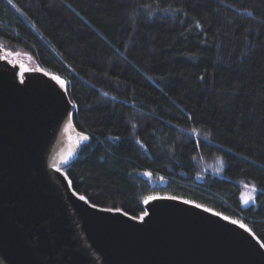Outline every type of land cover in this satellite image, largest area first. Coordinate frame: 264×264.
<instances>
[{
  "label": "trees",
  "instance_id": "16d2710c",
  "mask_svg": "<svg viewBox=\"0 0 264 264\" xmlns=\"http://www.w3.org/2000/svg\"><path fill=\"white\" fill-rule=\"evenodd\" d=\"M0 48L66 83L91 205L184 199L264 247V0H0Z\"/></svg>",
  "mask_w": 264,
  "mask_h": 264
},
{
  "label": "water",
  "instance_id": "95a60500",
  "mask_svg": "<svg viewBox=\"0 0 264 264\" xmlns=\"http://www.w3.org/2000/svg\"><path fill=\"white\" fill-rule=\"evenodd\" d=\"M26 57L0 49V264H264L249 229L191 201L151 198L133 218L80 200L63 171L85 136L75 105Z\"/></svg>",
  "mask_w": 264,
  "mask_h": 264
},
{
  "label": "rangeland",
  "instance_id": "374dc122",
  "mask_svg": "<svg viewBox=\"0 0 264 264\" xmlns=\"http://www.w3.org/2000/svg\"><path fill=\"white\" fill-rule=\"evenodd\" d=\"M4 48V46H2ZM1 50H3L2 48H0ZM5 49V48H4ZM4 52H6L5 50H3ZM20 58L22 59H26L27 57L26 56H21V55H18ZM29 64L31 66H35L34 65V62L32 61V59L29 58ZM254 194H255V190L253 187L251 186H247V185H244L242 187V191H241V194H240V201H241V206L242 207H247L249 204H251L254 200ZM159 198V197H170V196H162V195H159V194H151L149 196H147L144 201L148 200V199H151V198ZM220 215V214H219ZM222 217H224L223 215H221ZM229 221H232V220H235V219H231L229 218L228 219ZM237 221V224L236 225H240L242 224L241 222H239L238 220ZM244 228L245 229H248L245 225H244Z\"/></svg>",
  "mask_w": 264,
  "mask_h": 264
},
{
  "label": "snow or ice",
  "instance_id": "6c2138e0",
  "mask_svg": "<svg viewBox=\"0 0 264 264\" xmlns=\"http://www.w3.org/2000/svg\"><path fill=\"white\" fill-rule=\"evenodd\" d=\"M8 2L11 4L12 3V0H8ZM13 6H15V5H13ZM22 83H23V81H21ZM83 139L85 140V141H87L88 140V136H83ZM79 199L80 200H85V198L83 197V196H81V197H79ZM152 199H156L155 197H153ZM168 199H173V198H168ZM86 203H87V201H85ZM183 203H185V204H188V203H190L189 201H183ZM195 207H197V208H199L200 207V205H195ZM106 211V210H105ZM204 211H208V209H204ZM145 215H147V213H145ZM214 215H219L218 213H214ZM141 219V221H143V217H141L140 218ZM222 219H224V220H228L229 218L228 217H226V216H224V217H222ZM231 223L232 224H237V221L236 220H232L231 221ZM241 228H244V224H240L239 225Z\"/></svg>",
  "mask_w": 264,
  "mask_h": 264
}]
</instances>
